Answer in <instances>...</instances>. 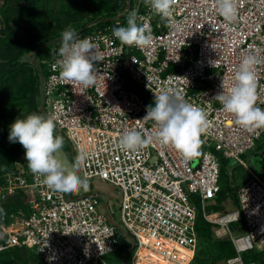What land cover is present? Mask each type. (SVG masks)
Segmentation results:
<instances>
[{
  "label": "built area",
  "instance_id": "2783aa9c",
  "mask_svg": "<svg viewBox=\"0 0 264 264\" xmlns=\"http://www.w3.org/2000/svg\"><path fill=\"white\" fill-rule=\"evenodd\" d=\"M126 4L110 25L77 34L96 46L94 85L85 88L60 77V46L46 62L42 86L43 107L50 106L46 117L66 134L72 160L81 151L87 153L77 174L119 189L121 224L107 223L95 194L53 191L43 177L21 168L5 175L0 198L21 192L32 209L0 225V252L27 248L42 264H109L104 257L128 243L126 264H191L200 215L216 227V237L224 236L232 244L235 256L225 264H256L244 262L242 256L264 250V182L250 173L236 189V204L211 212L208 208H216L220 192L216 154L242 165L239 157L264 135V129H241L214 99L222 82L225 89L234 84L240 62L253 53L260 61L255 66L257 106L264 108V0H238V14L230 25L216 11L215 0H174L178 30L144 0ZM133 11L137 23L151 30L149 48L123 45L112 34L114 28L126 26ZM162 89L206 112L211 124L201 139L205 146L212 143V150L188 162L155 141L139 153L120 150L118 139L128 130L154 134V123L143 118ZM22 161L26 166L25 157ZM232 223H242L241 230H232Z\"/></svg>",
  "mask_w": 264,
  "mask_h": 264
},
{
  "label": "clouds",
  "instance_id": "9594fccd",
  "mask_svg": "<svg viewBox=\"0 0 264 264\" xmlns=\"http://www.w3.org/2000/svg\"><path fill=\"white\" fill-rule=\"evenodd\" d=\"M144 3L162 20H165L169 27L178 30V22L173 19L174 0H144ZM215 9L223 17V20L230 25L238 14V0H215ZM101 21L107 22V20ZM80 32L81 30L75 32L74 29L67 28L61 33L62 38L48 42L46 43L48 45L44 44L40 48L56 44L48 52L53 57L54 49L61 46L59 49L61 57L59 61L60 77L87 88L94 85L96 81L93 68L96 46L88 38L78 39L77 34ZM112 34L121 44L136 46L142 50L151 47L153 42L149 26L137 23L135 11L129 13L126 26L114 28ZM259 62L255 54H246L235 73L234 84L225 89L222 82V91L214 97L222 105V110L233 116L235 123L248 132L264 129V108L257 106L258 80L255 66ZM43 81L44 78L42 86ZM143 120H151L154 123L156 129L154 134L145 136L140 130H128L118 139L120 150L139 153L155 141L163 147L174 149L184 162L191 161L201 155L203 145L201 137L206 134L211 124L202 108L187 103L178 93H173L168 89H162L158 95L154 94V103L147 106L146 116ZM55 128L54 119L33 113L25 118H17L10 125L8 139L12 143L18 142L22 145L25 149V156L21 159L26 158V169L29 168L33 175L43 177V183L49 189L65 194L78 193L81 190L98 194L90 190L88 181L79 176L76 171L86 164V152H79L74 161H71L66 155L72 162L71 168L65 167L57 159L56 153L62 149L64 141L61 136L54 135ZM19 169L21 168L17 167L16 170L8 171L6 174L17 172ZM6 174H4V179ZM106 184L110 186L108 183ZM16 194L23 195L21 192ZM9 196L11 195L0 198V201ZM116 196L118 195L116 194ZM108 200L112 199L107 198ZM99 210L103 213L107 223H110L107 215L113 220L107 204L103 207L100 204ZM115 224L117 225L116 222Z\"/></svg>",
  "mask_w": 264,
  "mask_h": 264
},
{
  "label": "trees",
  "instance_id": "16d2710c",
  "mask_svg": "<svg viewBox=\"0 0 264 264\" xmlns=\"http://www.w3.org/2000/svg\"><path fill=\"white\" fill-rule=\"evenodd\" d=\"M126 2L127 0H0V188L5 185L6 172L14 171L17 167L26 168L21 159L25 156V149L18 142L12 143L8 139L10 125L17 118L40 114V94L46 72H42L40 76L38 69L32 65L33 53L44 44L62 38L61 33L67 28L74 29L75 32L81 30L80 33L85 35L97 27L101 29L110 25V21L126 7ZM101 20L107 22H100ZM20 27L23 28L22 32ZM51 57L48 54L41 61H48ZM258 142L250 151L260 149ZM263 155L262 153L261 159ZM255 172L264 179V169ZM226 180V171L220 166V192L216 198V208L223 207L222 203L229 197V203L236 204V189L241 184L228 182L223 187L222 182ZM30 212L31 206L27 203L26 196L16 194L6 197L0 201V225H8L12 221L11 215L22 217ZM230 227L237 231L242 223H232ZM215 229V226L198 215L197 247L191 264H218L220 258L235 256L233 246L227 238H215ZM204 244V248H199ZM129 247L128 243L124 244L113 253L112 264H124L127 258H123V254ZM242 259L244 262L264 264V250L245 253ZM39 261L35 252L27 248H12L0 252V264H32Z\"/></svg>",
  "mask_w": 264,
  "mask_h": 264
},
{
  "label": "rangeland",
  "instance_id": "374dc122",
  "mask_svg": "<svg viewBox=\"0 0 264 264\" xmlns=\"http://www.w3.org/2000/svg\"><path fill=\"white\" fill-rule=\"evenodd\" d=\"M22 27L19 28V30L22 32ZM54 45L56 44H51L49 46H44L42 48V50L40 51L39 57L37 59L38 65L40 67L41 71H45V65L47 60L41 61L42 59L45 58V56L48 55V52L54 47ZM40 91H41V86L39 87ZM128 88L135 90L140 96L144 97V94L142 92H140L139 90H137V88L135 87L134 84H129ZM41 93V92H40ZM40 99L42 102V93L40 94ZM50 108L49 104H47V106H45V111H48ZM54 135L56 136H61L63 138V146H62V151L66 153V155L71 159L73 158V153L71 151V148L68 144V142L65 140L66 134L65 133H60L55 129ZM259 146L260 149L256 152H252V151H248L245 156H241L239 157L240 161L243 162L242 165H239V163L234 160V159H229L224 161L223 159H221L220 154H216L217 155V160L220 164V166L226 171L227 174V180L222 182L223 187L226 186V184L228 182L230 183H235V185L237 184H242L243 179L248 180L251 177V174L256 175V177H258L261 181L264 182V179H262L261 177H259L257 174H255V171H261L262 169H264V155H263V159L262 158V153L264 154V135L260 138L259 140ZM213 148V144L211 143L209 146H205L202 145L201 148V154L204 151H210ZM257 172V173H258ZM90 186V180H87ZM111 188L113 189V191L118 195L116 199L114 200H108L107 201V197L105 195H101V194H96L95 197L99 198L100 200V204L101 207H103L104 205H108V211L111 213L113 220L117 223V224H121V218H120V212H119V207H120V191L118 188L111 186ZM87 191H83L81 190L78 193L75 194H82V193H86ZM230 197L226 198L225 201L222 203V205L224 206H228L230 203ZM216 209H220V208H208V212L211 211H215ZM232 229V228H231ZM233 230V229H232ZM215 235V232H214ZM215 238H221L222 239H226V237H216ZM206 244H204L203 246H199V248H204ZM110 260L109 262L107 261V259ZM127 259H129V257H127ZM227 258H223V259H219L218 260V264H225V260ZM104 260H106L109 264H112L114 261V256L113 254H109L106 255L104 257ZM33 264H39V263H33Z\"/></svg>",
  "mask_w": 264,
  "mask_h": 264
},
{
  "label": "water",
  "instance_id": "95a60500",
  "mask_svg": "<svg viewBox=\"0 0 264 264\" xmlns=\"http://www.w3.org/2000/svg\"><path fill=\"white\" fill-rule=\"evenodd\" d=\"M0 22H1V19H0ZM46 45H48V44H46ZM41 49L42 48H39L38 50H36L33 53L32 60H31L32 65H34L38 69L40 76H41V73H40V67L37 63V57H38V54H39ZM39 111H40L41 115H44L46 117V114H45L44 109H43V96H42V102H41V106L39 108ZM56 157L65 167L71 168L72 162L67 158L66 154L62 151V149L56 153ZM90 190L93 193H100L102 195H105L108 199L114 200L117 198V196L113 192L112 188L110 186H108L106 183H104L103 181L98 180V179L91 180ZM107 219L111 224L116 225L115 222L111 219V217L109 215H107ZM124 264H126V263H124Z\"/></svg>",
  "mask_w": 264,
  "mask_h": 264
},
{
  "label": "crops",
  "instance_id": "0c3cea01",
  "mask_svg": "<svg viewBox=\"0 0 264 264\" xmlns=\"http://www.w3.org/2000/svg\"><path fill=\"white\" fill-rule=\"evenodd\" d=\"M134 2H135V1H134ZM132 4H133V3H132ZM123 10H124V9H123ZM123 10H122V11H123ZM122 11H121V12H122ZM121 12H120V13H121ZM120 13H119V14H120ZM119 14H118V15H119ZM245 181H246V179H243L242 184H243ZM242 184H241V185H242ZM32 264H33V263H32ZM39 264H42V263L39 262Z\"/></svg>",
  "mask_w": 264,
  "mask_h": 264
}]
</instances>
